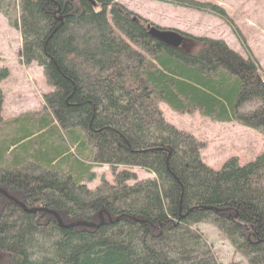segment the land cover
Segmentation results:
<instances>
[{
	"label": "trees",
	"instance_id": "1",
	"mask_svg": "<svg viewBox=\"0 0 264 264\" xmlns=\"http://www.w3.org/2000/svg\"><path fill=\"white\" fill-rule=\"evenodd\" d=\"M151 1L231 23L210 3ZM0 14L19 32L20 63L36 64L51 89L39 110L6 119L0 68V264H221L199 224L246 264H264V143L214 171L159 109L264 137L253 58L184 34L185 48L170 47L154 33L178 32L116 0H0ZM103 166L111 181L88 189Z\"/></svg>",
	"mask_w": 264,
	"mask_h": 264
},
{
	"label": "rangeland",
	"instance_id": "2",
	"mask_svg": "<svg viewBox=\"0 0 264 264\" xmlns=\"http://www.w3.org/2000/svg\"><path fill=\"white\" fill-rule=\"evenodd\" d=\"M210 3L223 10L230 24L218 17L184 7L151 0H116L127 10L161 30H175L192 37H204L223 41L229 49L248 59L253 58L259 69L264 71V0H195ZM21 38L9 21L0 14V68H6L10 76L2 83L4 103L2 116L6 119L18 114L39 110L41 96L51 91L44 83L41 69L20 62ZM187 42L181 46L185 48ZM163 119L177 130L184 132L203 145L200 152L203 162L214 171L223 162L236 157L239 164L254 159L263 149L262 132L244 127L236 122L218 123L198 113L178 114L160 104ZM248 109V108H246ZM243 111V110H241ZM96 178L87 184L92 190L104 175L111 181L108 168L94 170ZM139 179L150 175L135 171ZM208 239L221 264H246L240 255L234 254L229 244L211 224L195 226Z\"/></svg>",
	"mask_w": 264,
	"mask_h": 264
},
{
	"label": "water",
	"instance_id": "3",
	"mask_svg": "<svg viewBox=\"0 0 264 264\" xmlns=\"http://www.w3.org/2000/svg\"><path fill=\"white\" fill-rule=\"evenodd\" d=\"M152 30L153 29H151L150 33L153 32ZM154 36L160 39L164 44L173 48H178L182 43V37L174 32H156V34L154 33ZM56 219L58 224L61 225L60 220L58 218Z\"/></svg>",
	"mask_w": 264,
	"mask_h": 264
}]
</instances>
